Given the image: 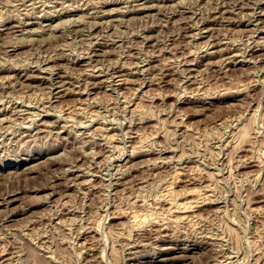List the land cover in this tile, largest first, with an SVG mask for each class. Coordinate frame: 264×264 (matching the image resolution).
I'll return each mask as SVG.
<instances>
[{"label":"rangeland","instance_id":"374dc122","mask_svg":"<svg viewBox=\"0 0 264 264\" xmlns=\"http://www.w3.org/2000/svg\"><path fill=\"white\" fill-rule=\"evenodd\" d=\"M0 111L9 264H264V0H0Z\"/></svg>","mask_w":264,"mask_h":264},{"label":"bare ground","instance_id":"6f19581e","mask_svg":"<svg viewBox=\"0 0 264 264\" xmlns=\"http://www.w3.org/2000/svg\"><path fill=\"white\" fill-rule=\"evenodd\" d=\"M183 1V0H182ZM145 9V8H144ZM201 35V34H200ZM112 48V47H111ZM140 56V55H139ZM194 58V57H193ZM227 62V61H226ZM122 67V66H121ZM118 68V67H117ZM120 69H122V68H120ZM119 72V71H118ZM120 72H121V70H120ZM115 73V72H114ZM118 74V73H117ZM88 75V74H87ZM115 76V75H114ZM119 76H121L120 74H119ZM85 77H87V76H85ZM88 77L90 78V75H88ZM87 77V78H88ZM117 77H118V75H117ZM33 78V77H32ZM94 78V77H93ZM112 78V77H111ZM115 78V77H114ZM113 78V79H114ZM122 78V77H121ZM120 78V79H121ZM105 80V79H104ZM62 83V82H61ZM57 85H59V84H57ZM61 85H64L63 83L61 84ZM60 85V86H61ZM186 93V92H185ZM59 94V93H58ZM152 101V100H151ZM30 105V104H29ZM29 107V106H28ZM137 107V106H136ZM45 110V109H44ZM135 110H136V108H135ZM134 111V110H133ZM1 112V111H0ZM43 112V111H42ZM2 113V112H1ZM5 112H3V114H4ZM22 113V112H21ZM46 113H47V111H46ZM91 113V112H90ZM19 114V113H18ZM27 114V113H26ZM39 114V113H38ZM39 115H42V114H39ZM32 116H33V114H32ZM42 117V116H41ZM40 117V118H41ZM22 118V117H21ZM3 120V119H2ZM9 120V119H8ZM44 120V119H43ZM40 121V120H39ZM42 122V121H41ZM43 122H45V121H43ZM42 122V123H43ZM37 124V123H36ZM44 124V123H43ZM38 125H40V122H39V124ZM36 126V125H35ZM44 126H46V123H45V125ZM38 127V126H37ZM107 128V127H106ZM38 129H39V127H38ZM65 129V128H64ZM146 149V148H145ZM120 174V173H119ZM208 191V190H207ZM195 192V191H194ZM200 193V192H199ZM194 194V193H193ZM202 194V193H201ZM210 195V194H209ZM169 202H170V208L171 209H175L176 211H178V212H182V213H184V212H188V210L191 208L190 206H191V204L190 203H187L186 202V204H179L178 203V199L179 198H181L180 197V195H177V194H174V193H170L169 195ZM183 197V196H182ZM13 199V198H12ZM203 200V199H202ZM168 203V202H167ZM196 207V206H195ZM169 208V209H170ZM170 209V211H172ZM191 210V209H190ZM169 211V212H170ZM131 216V215H130ZM187 216V215H186ZM138 215H134V216H132V218H131V222H133V224L136 222H138L137 220H138ZM146 218V217H145ZM186 219H188L189 220V218H186V217H184V214L181 216V217H178L175 221H174V223L175 224H178V223H181L182 221L184 222V220H186ZM145 220V219H144ZM182 222V223H183ZM132 224V223H131ZM132 224V225H133ZM162 224V223H161ZM165 227L166 226H164V225H162V226H159V229H160V231L161 230H163V228L165 229ZM9 260L8 259H5L4 258V255L2 254V252L0 253V264H5V262H8ZM11 263V262H10ZM7 264H9V262L7 263Z\"/></svg>","mask_w":264,"mask_h":264}]
</instances>
